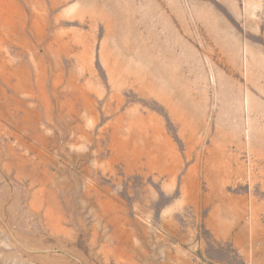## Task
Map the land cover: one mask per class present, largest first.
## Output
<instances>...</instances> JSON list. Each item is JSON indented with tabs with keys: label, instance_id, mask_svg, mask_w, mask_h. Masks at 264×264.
Segmentation results:
<instances>
[{
	"label": "rangeland",
	"instance_id": "rangeland-1",
	"mask_svg": "<svg viewBox=\"0 0 264 264\" xmlns=\"http://www.w3.org/2000/svg\"><path fill=\"white\" fill-rule=\"evenodd\" d=\"M0 264H264V0H0Z\"/></svg>",
	"mask_w": 264,
	"mask_h": 264
}]
</instances>
